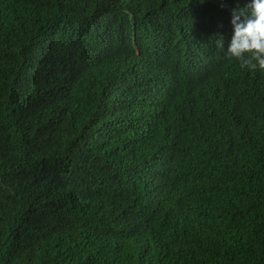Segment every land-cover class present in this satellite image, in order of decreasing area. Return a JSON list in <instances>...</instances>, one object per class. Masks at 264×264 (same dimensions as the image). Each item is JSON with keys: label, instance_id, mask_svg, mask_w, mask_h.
<instances>
[{"label": "trees", "instance_id": "16d2710c", "mask_svg": "<svg viewBox=\"0 0 264 264\" xmlns=\"http://www.w3.org/2000/svg\"><path fill=\"white\" fill-rule=\"evenodd\" d=\"M250 3L0 0V264H264Z\"/></svg>", "mask_w": 264, "mask_h": 264}, {"label": "clouds", "instance_id": "9594fccd", "mask_svg": "<svg viewBox=\"0 0 264 264\" xmlns=\"http://www.w3.org/2000/svg\"><path fill=\"white\" fill-rule=\"evenodd\" d=\"M230 25L232 35L226 53L235 58L242 68L264 71V0H251L245 8L232 9ZM214 37V46L225 51L223 37L219 33Z\"/></svg>", "mask_w": 264, "mask_h": 264}]
</instances>
